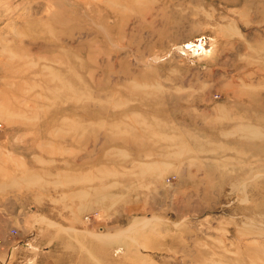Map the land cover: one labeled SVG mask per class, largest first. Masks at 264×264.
I'll list each match as a JSON object with an SVG mask.
<instances>
[{"label":"rangeland","instance_id":"1","mask_svg":"<svg viewBox=\"0 0 264 264\" xmlns=\"http://www.w3.org/2000/svg\"><path fill=\"white\" fill-rule=\"evenodd\" d=\"M0 264H264V0H0Z\"/></svg>","mask_w":264,"mask_h":264},{"label":"built area","instance_id":"2","mask_svg":"<svg viewBox=\"0 0 264 264\" xmlns=\"http://www.w3.org/2000/svg\"><path fill=\"white\" fill-rule=\"evenodd\" d=\"M16 233V231H13V234H15Z\"/></svg>","mask_w":264,"mask_h":264}]
</instances>
